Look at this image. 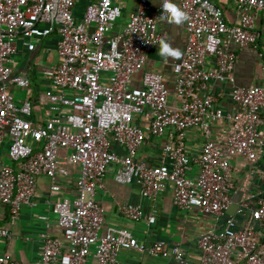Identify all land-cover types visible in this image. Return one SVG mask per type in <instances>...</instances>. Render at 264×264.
Wrapping results in <instances>:
<instances>
[{
    "label": "built area",
    "instance_id": "2783aa9c",
    "mask_svg": "<svg viewBox=\"0 0 264 264\" xmlns=\"http://www.w3.org/2000/svg\"><path fill=\"white\" fill-rule=\"evenodd\" d=\"M124 1L85 0L80 14L78 0H0V139L7 140L12 161L0 159V208L7 207L16 219L24 205H32L40 176L51 178L57 189L56 180L68 173V165H78L75 196L56 201L52 209L62 234L45 233L36 264H122L118 255L123 249L164 257L165 264H264V246L256 237L257 228H264V197L255 194L240 199L237 211H249L242 226L230 216L222 228L200 237L197 263L164 240L147 244L113 227L100 233L105 209L97 189L112 165L118 182H137L145 197L155 199L171 181L176 207L216 215L232 203L233 158L256 163L264 153V86L236 83V52L228 46L264 44V0H232L239 16L234 23L225 20L218 0H171L188 17L184 53L173 63V97L155 71L144 70L141 85H132L159 43L158 26L167 13L139 0L137 11L114 30ZM53 33L58 61L44 71V89L36 96L43 113L36 121L33 101H18L13 93L15 87L30 85V75L17 70L16 55L19 44L34 50L38 39ZM209 59L214 68L206 67ZM212 80L231 84L234 111L225 112L209 93ZM201 90L208 92L201 95ZM146 108L149 133L169 134L156 165L136 158L147 135L135 117ZM221 119L227 125L215 139L209 124ZM192 126H199L204 137L197 156L186 151V130ZM113 142L125 148L123 155L111 148ZM193 166L195 177L189 175ZM121 209L129 219L155 221L140 204L125 203ZM11 237L0 226V264H23L2 246Z\"/></svg>",
    "mask_w": 264,
    "mask_h": 264
},
{
    "label": "crops",
    "instance_id": "0c3cea01",
    "mask_svg": "<svg viewBox=\"0 0 264 264\" xmlns=\"http://www.w3.org/2000/svg\"><path fill=\"white\" fill-rule=\"evenodd\" d=\"M84 1L78 0L77 11L81 14L84 9ZM139 0H125L122 5V15L116 22L114 30L121 28L128 20L129 15L138 9ZM151 10L155 11L161 5V0H149ZM222 8L224 18L229 23L239 20L235 5L232 0H218ZM258 26H262L259 21ZM158 33L165 39L171 49L178 51V57H162L159 55V43L148 53V59L143 70L135 73L132 85L139 86L142 83L144 70L155 71L163 75L164 81L174 96V72L173 63L179 60L186 45L185 21L180 25L162 20L158 26ZM58 35L53 33L45 38L37 40V47L28 50L22 44L18 46L16 59L17 70L30 75V85L27 88H13V93L18 101L30 98L33 101L32 118L40 121L43 113L42 105L36 100L37 94L42 92L45 84V69L58 61L56 41ZM231 49L236 52L232 73L236 83L250 85L252 83L264 86V44L259 47H240L235 43H229ZM36 64L38 66L36 67ZM213 59L206 63L207 68H214ZM231 84L229 82L210 81L209 93L217 99L225 112H232L236 108L235 102L230 97ZM208 91H200L206 95ZM135 122L146 132L147 138L137 151L136 158L146 165H156L162 162V148L167 141L168 130L161 136H152L149 133L151 123L150 109L146 108L135 117ZM225 120L211 121L209 129L213 138L221 137L226 128ZM204 137L199 126H192L186 130V151L189 156H197L201 153ZM111 148L123 155L125 148L113 142ZM7 140L0 139V159L12 163L7 155ZM67 154L61 150L60 155ZM68 173L57 178V189H52L51 178L42 175L38 180V187L32 205H24L19 216L15 219L11 216L7 207L0 208V226L8 229L12 237L5 240L2 246L10 251L13 256L23 264H36L42 250L43 238L46 232L61 236L62 229L58 223L57 214L53 212V205L63 198L72 199L75 196V182L78 176V165H68ZM115 166L112 165L108 173L101 179L97 189V198L105 209V221L100 233L106 232L108 227L125 229L131 232L140 241L147 244L154 240H164L167 247L179 246L184 252V257L189 262L197 263L200 260V237L210 229H220L227 217L234 216L239 226H242L249 211L238 212L240 199L246 194H255L264 197V153L256 163L242 156H235L232 160V178L234 188L231 191L232 203L220 214L205 212L199 208L180 209L173 203V183L167 181L158 196L153 199L145 197L140 192L137 182L121 183L114 177ZM192 177L197 176V167L189 171ZM125 203L140 204L146 214H153L155 221L149 223L145 218L138 220L129 219L121 207ZM47 215V220L39 218ZM256 237L264 246V228H257ZM118 258L122 264H165L167 259L151 255L148 252H139L136 249H123Z\"/></svg>",
    "mask_w": 264,
    "mask_h": 264
},
{
    "label": "clouds",
    "instance_id": "9594fccd",
    "mask_svg": "<svg viewBox=\"0 0 264 264\" xmlns=\"http://www.w3.org/2000/svg\"><path fill=\"white\" fill-rule=\"evenodd\" d=\"M161 8L167 13V21L172 24L180 25L188 19L187 14L180 10L171 0H161ZM159 55L162 57H178L179 53L176 50L170 48L169 44L165 42V39H160Z\"/></svg>",
    "mask_w": 264,
    "mask_h": 264
},
{
    "label": "rangeland",
    "instance_id": "374dc122",
    "mask_svg": "<svg viewBox=\"0 0 264 264\" xmlns=\"http://www.w3.org/2000/svg\"><path fill=\"white\" fill-rule=\"evenodd\" d=\"M38 66V64H36V67Z\"/></svg>",
    "mask_w": 264,
    "mask_h": 264
}]
</instances>
